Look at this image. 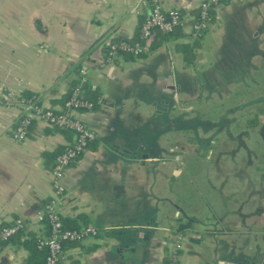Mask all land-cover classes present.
<instances>
[{"label": "crops", "instance_id": "obj_1", "mask_svg": "<svg viewBox=\"0 0 264 264\" xmlns=\"http://www.w3.org/2000/svg\"><path fill=\"white\" fill-rule=\"evenodd\" d=\"M201 1L156 0L180 12L181 35L106 61L103 47L135 37L150 0H0V227L21 219L37 238L47 235L39 216L53 196V162L43 153L72 140L40 119L13 139L19 94L62 109L80 76L99 98L74 116L98 142L63 170L58 213L99 233L69 242L61 264H166L173 243L181 264H264V114L255 129L244 126L264 99L236 98L216 121L191 112L190 98L205 84L216 98L252 84L264 68V0L215 5L187 63L175 45L192 40ZM178 104L192 118L184 129ZM21 239L1 244L0 264H26Z\"/></svg>", "mask_w": 264, "mask_h": 264}, {"label": "built area", "instance_id": "obj_2", "mask_svg": "<svg viewBox=\"0 0 264 264\" xmlns=\"http://www.w3.org/2000/svg\"><path fill=\"white\" fill-rule=\"evenodd\" d=\"M151 1V9L145 16L140 25V38L148 41L152 36L153 30L169 32L175 27L182 25L180 12L175 8L162 10L156 0ZM231 0H202L198 4L197 15L194 18L191 31L192 36L206 30L211 23V11L214 6L221 2ZM109 51L106 61H111L118 57L120 53H129L138 56L145 45L139 42L120 41L108 43ZM83 70H81L82 72ZM12 96L7 92L4 98ZM21 107V116L14 125L11 135L15 140H23L27 136V128L33 119H40L50 127L66 128L73 133L71 144L67 145L65 150L58 154L53 161L51 169L52 186L54 189L52 198L45 204L44 213L39 216L40 220H45L48 225V234L41 237L39 245L46 249L44 264H61L63 258V243L65 241H78L86 237H95L99 230L92 224H85L77 228H66L63 226L62 218L58 213V204L65 191L61 183L63 170L72 163L77 157L81 156L87 150V142L96 137L95 133L87 128L74 112L78 110H90L93 103L82 98L81 91L75 86L67 100L63 102L62 109H53L43 107L42 105H33L31 103L19 102ZM25 227L21 219H15L12 223L0 227V246L7 241L18 230ZM179 243H173L170 247L166 264H181L179 259Z\"/></svg>", "mask_w": 264, "mask_h": 264}, {"label": "trees", "instance_id": "obj_3", "mask_svg": "<svg viewBox=\"0 0 264 264\" xmlns=\"http://www.w3.org/2000/svg\"><path fill=\"white\" fill-rule=\"evenodd\" d=\"M214 19V11H211V22ZM142 23V22H141ZM141 25V24H140ZM140 25L137 30V34L133 38H118L117 40L110 41L109 43H116L120 41H126V42H139L140 45H145L143 51L138 55L141 56L144 54L145 50L150 49L152 47H155L157 44H159L162 41L169 40V39H176L181 35V29L180 26L175 27L173 30L169 32H163L159 30H153L152 31V36L149 41H145L144 39L140 38ZM207 30V29H206ZM206 30L202 31L201 33L192 36V40L190 42H181V43H176L175 48L176 50L180 53L182 59L187 62V63H194L196 58H197V49L199 48L201 44V40L206 32ZM108 51H109V46L108 43L103 47V53H104V59L106 60L108 56ZM125 55L126 57L132 58L134 57L133 55L129 53H120ZM78 86L81 91V96L84 99H87L93 103V106L96 105L98 98H99V92L97 90H91L89 86L84 85V80L80 77L77 76L74 78L71 82L70 89L67 91L65 96L63 97L62 101H65L68 99V97L71 94V90L74 86ZM251 90V91H249ZM247 89L246 91L248 94H251L254 89ZM264 93V90L258 89L256 90V94ZM19 100L20 102L23 103H31L33 105H41L40 98L37 97V95L33 92L29 91H23L19 94ZM244 97L239 98V100H242ZM246 114L249 116V118L246 119L244 122V126L253 130L256 128L258 125V116L261 114H264V103H260L256 105L253 108H250L247 110ZM35 121V119L32 120L31 124L27 128V134L31 131L32 129V124ZM239 124V123H238ZM52 130L50 131H58L61 132L62 134L66 135L68 140L72 138L73 140V133L72 131L66 129V128H59V127H52ZM71 140V142H72ZM68 143L67 145L71 144ZM98 142V139L95 137L92 140H89L87 142V149H93L96 147ZM67 145H59L57 146L53 151L50 152H44L43 153V158L46 164H51L54 161V158L63 152ZM80 157V156H79ZM78 158V157H77ZM76 158V159H77ZM75 159V160H76ZM73 160V161H75ZM72 161V162H73ZM25 224V221L22 220ZM44 225H45V230L46 234H48V225L45 220ZM63 226L66 228H77L78 224L74 223L73 221L69 219H62ZM22 236V239L20 241V245H22L24 248H26L29 252V255L26 259V264H44V257L46 254V249L42 246L39 245V240L40 238H37L31 231L26 230L25 227L18 230L14 235H12L8 240H10L14 236ZM69 242H75V241H65L63 243V248L66 247V245L69 244ZM67 243V244H66ZM2 244V243H1Z\"/></svg>", "mask_w": 264, "mask_h": 264}, {"label": "rangeland", "instance_id": "obj_4", "mask_svg": "<svg viewBox=\"0 0 264 264\" xmlns=\"http://www.w3.org/2000/svg\"><path fill=\"white\" fill-rule=\"evenodd\" d=\"M258 74H253L252 76V84H250L248 87L245 86L243 88H240V87H235V89L231 90V92L228 93V95L226 96V98H216V97H213V92L211 91V89L209 88L208 85H204L201 87H199L200 89L195 91L194 93L192 92L191 94V99H192V104H193V109L191 112H194L197 117H198V114L200 115H204L202 117H204V119H213V120H220L222 121L223 120V114H224V110L226 108H228V106H232L233 103H235L237 100L236 98H240V97H245V103L244 104H252L255 102H257L260 98L259 97H262V99H264V93H260V94H256V90L258 89H261V90H264V68L261 67L259 70H258ZM234 76V78H240L242 77V75H232ZM209 79L208 77H203V79ZM249 90V89H254V91L251 93V94H248V92L246 90ZM251 91V90H249ZM216 93V92H215ZM187 94H190V92H187ZM196 94H201V98H194L196 96ZM217 94H220L221 96V92L220 93H216ZM197 97V96H196ZM194 98V100H193ZM250 98V99H248ZM244 99V98H243ZM248 99V101H247ZM236 100V101H235ZM250 100V101H249ZM247 102V103H246ZM179 104L182 105V102L180 101ZM177 105L173 111L178 113L179 117L181 114H183L184 116H181V118L179 119L178 121V128H181L183 127L186 128L188 125L190 126L191 123L189 122L190 119L192 118H189L191 115L189 113V115H185L184 113V110L180 107V105ZM243 104V105H244ZM242 104L240 106H243ZM243 111H246V108L243 107ZM189 116V117H188ZM246 116V115H245ZM244 115L240 116L241 120H244L245 118ZM196 116H194L193 118H195ZM201 117V116H200ZM248 117V115H247ZM218 126V124H217Z\"/></svg>", "mask_w": 264, "mask_h": 264}]
</instances>
